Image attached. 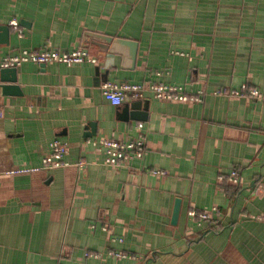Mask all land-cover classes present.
Instances as JSON below:
<instances>
[{
    "label": "crops",
    "instance_id": "0c3cea01",
    "mask_svg": "<svg viewBox=\"0 0 264 264\" xmlns=\"http://www.w3.org/2000/svg\"><path fill=\"white\" fill-rule=\"evenodd\" d=\"M5 25L2 57L86 49L97 61L25 62L14 86L0 78V264H264V192L253 189L264 99L213 94L264 93V0H0ZM96 36L136 43L135 62L100 52ZM108 82L175 85L198 101L146 91L116 107ZM139 136L143 157L121 169L88 143ZM54 139L67 166L4 173L39 167ZM213 208L212 221L188 216Z\"/></svg>",
    "mask_w": 264,
    "mask_h": 264
},
{
    "label": "built area",
    "instance_id": "2783aa9c",
    "mask_svg": "<svg viewBox=\"0 0 264 264\" xmlns=\"http://www.w3.org/2000/svg\"><path fill=\"white\" fill-rule=\"evenodd\" d=\"M11 25L15 29L18 26L16 21H12ZM96 61L97 59L91 56L86 49H77L68 52L51 49H42L39 51L23 49L18 54L13 56H0V68L16 67L25 62H32L36 64L61 63L71 66L84 62L96 63ZM101 90L104 98L116 107L121 106L126 99H141L146 91L150 92L155 99L198 101V97L186 95L181 87L163 83H154L146 89L145 86L141 84L108 82L102 85ZM213 94H225L231 97L244 96L250 99H264V93L256 89L248 90L245 85L241 87V90H232L230 92L217 90ZM136 128L141 130L142 124H137ZM7 142L8 140L2 141V143ZM88 143L99 151L103 150L106 154L104 164L116 169L127 167L134 159L142 158L146 149L145 139L143 136H139L137 139L129 142L101 138L90 140ZM49 149V154L41 160V165L39 167L32 169L6 168L4 173L7 175H14L57 169L67 166L64 158L68 154L69 148L65 142H62L59 139H54L50 142ZM84 164V162H80L78 165L84 166ZM1 172H3L2 167H0V173ZM229 181L239 184L237 171L231 172ZM253 189L256 192H264V184H257L253 187ZM215 213H217V209L213 208L210 213H196L194 211H190L188 216L197 218L201 221H212L213 214ZM119 241L121 242V240ZM110 254L119 257L126 256L121 252H112ZM89 257L94 256L89 255Z\"/></svg>",
    "mask_w": 264,
    "mask_h": 264
},
{
    "label": "water",
    "instance_id": "95a60500",
    "mask_svg": "<svg viewBox=\"0 0 264 264\" xmlns=\"http://www.w3.org/2000/svg\"><path fill=\"white\" fill-rule=\"evenodd\" d=\"M10 39V27L9 26H0V44H9ZM95 46L99 49L100 52L108 53L109 55L113 54H127L129 51V56L125 58L129 64H133L135 62L136 58V43L129 42L123 39H115L112 37H104V36H96L94 43ZM7 75H11V79H7ZM16 67H10V68H1L0 70V78L1 81L13 84V86L16 84ZM7 91L13 90L17 91L16 87H6ZM140 102H137L132 107L133 109L137 110L139 108ZM133 120L141 119L139 114L133 115ZM174 216H173V222L176 221L177 215H178V202L176 204Z\"/></svg>",
    "mask_w": 264,
    "mask_h": 264
}]
</instances>
